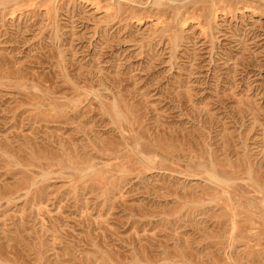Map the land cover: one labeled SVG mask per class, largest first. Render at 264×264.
I'll return each mask as SVG.
<instances>
[{
	"label": "rangeland",
	"instance_id": "374dc122",
	"mask_svg": "<svg viewBox=\"0 0 264 264\" xmlns=\"http://www.w3.org/2000/svg\"><path fill=\"white\" fill-rule=\"evenodd\" d=\"M0 264H264V0H0Z\"/></svg>",
	"mask_w": 264,
	"mask_h": 264
}]
</instances>
